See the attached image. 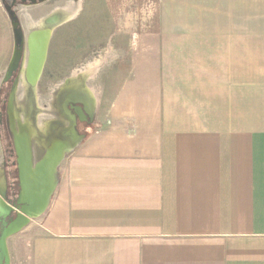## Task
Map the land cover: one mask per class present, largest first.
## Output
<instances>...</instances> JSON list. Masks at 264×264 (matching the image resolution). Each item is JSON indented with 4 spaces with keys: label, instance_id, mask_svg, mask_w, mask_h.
Segmentation results:
<instances>
[{
    "label": "crops",
    "instance_id": "crops-1",
    "mask_svg": "<svg viewBox=\"0 0 264 264\" xmlns=\"http://www.w3.org/2000/svg\"><path fill=\"white\" fill-rule=\"evenodd\" d=\"M80 2L45 74L95 125L19 264H264V0ZM9 20L0 6V69Z\"/></svg>",
    "mask_w": 264,
    "mask_h": 264
},
{
    "label": "flooded vegetation",
    "instance_id": "flooded-vegetation-1",
    "mask_svg": "<svg viewBox=\"0 0 264 264\" xmlns=\"http://www.w3.org/2000/svg\"><path fill=\"white\" fill-rule=\"evenodd\" d=\"M49 0H16L14 4L18 3H35V8H40L44 3ZM24 11H8V16L11 21L13 29V50L7 65V71L5 75L0 79V144H1V161L0 164L3 167V175L6 179V194L9 201L14 202L20 192L19 175H20V161H21V148L22 143L17 144L18 133L12 123V120L18 121V117H13V111L10 102V96L13 86L20 81H26V68L30 61V46L29 37L39 30L46 29V26H50L53 23H57L59 19H63L65 16L58 9L52 11H33L28 13L30 19H27ZM24 22H19L21 18ZM13 18H16L18 24L17 29L13 26ZM18 18V19H17ZM26 20V21H25ZM33 21V25L32 22ZM31 23V24H30ZM42 23L43 27L39 24ZM40 29H38V28ZM43 28V29H42ZM38 29V30H36ZM16 50L19 51L18 69L8 79L7 72L14 57ZM48 52V48H47ZM48 64V58L44 61L43 70L40 75L38 83H40L47 75L45 74V68ZM84 65H81V67ZM52 79V78H51ZM56 82H63L62 86L51 94L56 102L46 116L50 122L47 132L38 130L44 135L42 138L37 139L39 136H35L30 146L31 159L33 164L39 162L43 156L47 153V148L54 143L53 141H62L67 145H71L74 137V133L78 136H82V140L87 138V130L95 125V105L85 98V95L81 90H70L67 83L70 82L65 76L56 79ZM11 89V90H10ZM30 95H35L32 92ZM48 95V94H47ZM19 110V108H18ZM37 127V126H36ZM37 130V131H38ZM76 139V138H75ZM63 145V146H64ZM72 152L64 155V160ZM63 160V161H64ZM5 230L2 222H0V234Z\"/></svg>",
    "mask_w": 264,
    "mask_h": 264
},
{
    "label": "water",
    "instance_id": "water-1",
    "mask_svg": "<svg viewBox=\"0 0 264 264\" xmlns=\"http://www.w3.org/2000/svg\"><path fill=\"white\" fill-rule=\"evenodd\" d=\"M58 23V22H57ZM56 24L39 30L29 37L30 61L26 68V83L30 86L38 84L47 55L49 39L52 28ZM13 26L17 29L16 18H13ZM19 51L16 50L7 72V79L18 69ZM11 102V101H10ZM32 125L27 127L32 131ZM36 132L31 134L28 130L20 131L17 135L18 145L21 148L19 186L20 192L14 202L9 201L5 188L0 190V222L5 230L0 234V264H11L8 249V239L26 228L32 221L39 219L48 209L51 197L57 185L58 168L64 160L66 153L72 152L82 141V136L74 133L71 145L62 141H53L47 148V153L36 164L32 162L30 146ZM38 138V137H37ZM64 145V146H63ZM6 182V179H5Z\"/></svg>",
    "mask_w": 264,
    "mask_h": 264
},
{
    "label": "rangeland",
    "instance_id": "rangeland-1",
    "mask_svg": "<svg viewBox=\"0 0 264 264\" xmlns=\"http://www.w3.org/2000/svg\"><path fill=\"white\" fill-rule=\"evenodd\" d=\"M14 1L16 0H0V6H2L6 11H10L11 9L13 11L22 12L24 11V15L28 16L27 19H30L28 13H31L33 11H52L58 9L60 12H64L62 15L65 16L63 19H59L58 22H62L67 16L68 11L70 7H72L71 3H75V6L79 10V12H83L85 14L89 13V8L86 6L83 7L82 2L79 3L80 0H49L48 2L44 3L43 6H40V8H35V3H18L14 4ZM70 5V7H69ZM67 9V10H66ZM18 19V18H17ZM19 22H24L23 19H19ZM26 21V20H25ZM32 25L34 24L33 21L31 22ZM30 23V24H31ZM40 23L38 27H43ZM37 27V28H38ZM38 28V29H40ZM46 28H48L46 26ZM36 29V30H38ZM43 29V28H42ZM9 33H13V29L11 26V21L9 20L8 25ZM13 36V34H12ZM99 41V38L97 37L95 41H89L97 42ZM13 43V40H12ZM88 43V42H87ZM13 45V44H12ZM13 50V46L11 48ZM12 50L10 51V56L12 53ZM9 63V62H8ZM2 67L0 69V79L5 75V72L7 71V65ZM1 81V80H0ZM83 84V81H81ZM63 83V82H62ZM61 82H56L55 78L49 79L48 76H46L40 83L36 84L35 86H30V84L26 83V81H20L16 83L15 86L12 88V93L10 96L11 101V107L13 111V117H18V121L12 120V123L17 131L22 130H28L29 132L34 133L36 126L42 127L47 130L50 122L46 116V114L51 111L52 107L54 106V103L56 102V99L51 95L53 91H56V89L60 88L63 84ZM93 84V83H92ZM11 90V89H10ZM32 92L35 93V95H30ZM48 94V95H47ZM19 108V110H18ZM32 125V131H30L27 127H30L29 125ZM37 134L39 135V140L42 138L44 133H39L37 131ZM37 138V139H38ZM1 144H0V161H1ZM5 186V175H0V190H4ZM37 234L36 226L34 222L32 221L26 228H24L19 233L15 234L14 236L10 237L8 239V248H10L11 256L12 258L15 257L16 264H19L20 257L25 260L29 257V242L31 241L32 237ZM21 261V260H20Z\"/></svg>",
    "mask_w": 264,
    "mask_h": 264
},
{
    "label": "bare ground",
    "instance_id": "bare-ground-1",
    "mask_svg": "<svg viewBox=\"0 0 264 264\" xmlns=\"http://www.w3.org/2000/svg\"><path fill=\"white\" fill-rule=\"evenodd\" d=\"M40 129H41L42 131H44V128H43V126H42V127L40 126Z\"/></svg>",
    "mask_w": 264,
    "mask_h": 264
}]
</instances>
